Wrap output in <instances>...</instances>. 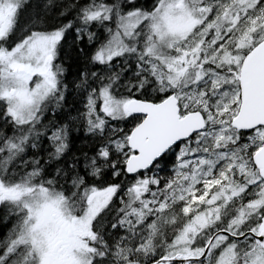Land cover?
I'll list each match as a JSON object with an SVG mask.
<instances>
[{"label": "snow or ice", "instance_id": "snow-or-ice-1", "mask_svg": "<svg viewBox=\"0 0 264 264\" xmlns=\"http://www.w3.org/2000/svg\"><path fill=\"white\" fill-rule=\"evenodd\" d=\"M0 264H264V0H0Z\"/></svg>", "mask_w": 264, "mask_h": 264}]
</instances>
